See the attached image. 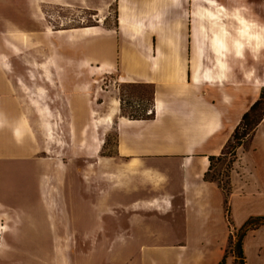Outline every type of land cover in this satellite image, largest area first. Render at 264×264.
Instances as JSON below:
<instances>
[{
  "label": "crops",
  "instance_id": "crops-1",
  "mask_svg": "<svg viewBox=\"0 0 264 264\" xmlns=\"http://www.w3.org/2000/svg\"><path fill=\"white\" fill-rule=\"evenodd\" d=\"M114 1L115 28L96 26L66 34L72 42L100 31L116 38L115 60L88 57L75 62L72 86L79 91L95 87L108 72L115 75L118 88L134 92L128 94L137 103L134 110L123 112L119 104L97 116L88 107L87 122L76 124L79 134H92L95 159L102 119L108 125L117 119L116 158L126 160L124 190L104 196L103 204L98 189L89 194L66 190L61 204L52 194L46 195L45 205L30 200L29 213L45 221H29L20 228L48 231L44 245L53 246L59 218L63 229L88 233L96 244L126 247L128 254L113 255L110 264H221L230 239H236L251 217L264 216V117L233 157L230 217L219 181L205 178L210 157L223 155L244 114L264 92V0ZM34 2L0 0V22L6 11L13 16L9 19L30 21L27 12ZM10 35L36 43L21 28ZM7 44L19 50L10 40ZM43 66L48 80L64 84L69 76L68 65L56 59ZM7 70V54L0 51V117H12L14 133L21 138L26 122L15 110L1 107L12 100ZM44 117H53L47 104ZM45 126L49 135L55 133L52 120ZM96 176L90 175L92 182ZM243 249L246 264H264V224L248 231ZM86 256H79L77 264H100L97 255L91 260ZM235 260L227 256L226 264Z\"/></svg>",
  "mask_w": 264,
  "mask_h": 264
},
{
  "label": "rangeland",
  "instance_id": "rangeland-1",
  "mask_svg": "<svg viewBox=\"0 0 264 264\" xmlns=\"http://www.w3.org/2000/svg\"><path fill=\"white\" fill-rule=\"evenodd\" d=\"M115 10L114 0H37L27 12L28 15L30 12V21L9 19L13 16L6 11L0 22V32L4 33L0 34V51L7 54L11 68L6 71L5 83L12 98L1 107L6 111L15 110L17 118L25 121L27 126V131L18 138L12 126L14 119L0 117V264H77L78 257L83 255H88L90 260L97 255L100 264H110L108 260L113 255L128 254L124 246L96 244L88 233L77 234L76 229H63L59 218L60 228L54 232L53 246L44 245L45 239L50 237L48 231L20 228L29 221H45L44 216L34 218L29 213L30 200L32 204L45 205L46 195L52 194L54 202L61 204V196L66 190L75 194L77 190H84L89 194L98 189L103 204L104 196L124 190L126 160L116 158L114 123L117 119H113L110 125L103 124L102 119L100 140H97L100 150L95 159L90 148L92 134H79L76 124L87 122L84 111L88 107L94 108L97 116L111 112L119 104L124 107L123 112H128V107L134 110L137 103L128 97L134 92L118 88L115 75L108 72L96 80L95 87L79 91L72 86V78L77 72L73 69L75 62L88 57L99 61L115 60L116 38L100 31V34L80 36L77 42H72L66 34L72 29L82 31L96 26L115 28ZM17 28L26 31L36 43L31 46L13 39L10 33ZM7 40L19 50L10 47ZM50 58L68 65L65 73L69 76L64 84L46 78L42 67ZM29 68L31 72L25 70ZM85 79L91 80V77L85 76ZM46 104L52 110V118L44 117ZM47 120L55 123L53 135H49L46 129ZM249 139L247 137L244 141ZM226 152V156L214 162L210 178L228 186L232 147ZM94 173L97 176L92 182L90 175ZM108 173H119L120 176L110 177ZM9 200H14V207L6 204ZM29 238L32 244H28Z\"/></svg>",
  "mask_w": 264,
  "mask_h": 264
},
{
  "label": "trees",
  "instance_id": "trees-1",
  "mask_svg": "<svg viewBox=\"0 0 264 264\" xmlns=\"http://www.w3.org/2000/svg\"><path fill=\"white\" fill-rule=\"evenodd\" d=\"M260 111H261V114H259ZM263 117H264V92L262 93V96L260 97V99L257 100L252 105L250 110L244 114L241 123L237 127V129L233 135L232 140L228 143L227 147L225 148L223 155L217 159L215 157H210L211 168H210V171H208L205 175V178L207 180L219 181L215 178H210L211 169H213L214 162L216 160H220L221 157L226 156L228 153V152H226V150L230 147H232L231 154L234 157L236 155L237 147H239L244 142L245 138L251 137L253 135L258 124L263 119ZM244 126H246L245 130H244L243 134H240L241 129L244 128ZM234 141H235V144L233 143ZM232 162H233V159L231 160V164H232ZM228 177H229V174H228ZM219 183H220V181H219ZM227 183H228V186L222 185L221 183H220V185L222 186V188L225 192V195H226L225 203H226L228 215L230 217L229 194H230L231 188H230L229 178H228ZM230 221H231V219H230ZM263 224H264V216L251 217L244 224L242 229L237 233L236 239L234 240L233 237L230 239L229 246L226 250V257L224 258V260L222 261L221 264H226V258H227V256H229V252H231L235 256V258H236L235 264H246V257H245L244 249H243L244 237L246 236L248 231H250L251 229H254L256 227H259Z\"/></svg>",
  "mask_w": 264,
  "mask_h": 264
}]
</instances>
